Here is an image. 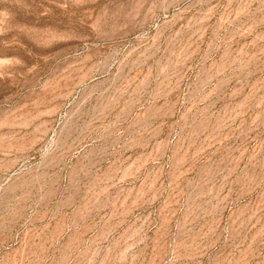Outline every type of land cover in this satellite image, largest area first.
Segmentation results:
<instances>
[{
    "label": "rangeland",
    "instance_id": "374dc122",
    "mask_svg": "<svg viewBox=\"0 0 264 264\" xmlns=\"http://www.w3.org/2000/svg\"><path fill=\"white\" fill-rule=\"evenodd\" d=\"M0 264H264V0H0Z\"/></svg>",
    "mask_w": 264,
    "mask_h": 264
}]
</instances>
